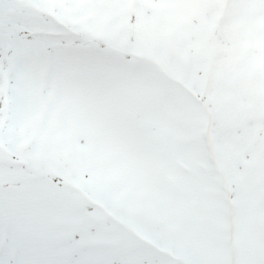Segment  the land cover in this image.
Wrapping results in <instances>:
<instances>
[{
    "label": "snow or ice",
    "instance_id": "1",
    "mask_svg": "<svg viewBox=\"0 0 264 264\" xmlns=\"http://www.w3.org/2000/svg\"><path fill=\"white\" fill-rule=\"evenodd\" d=\"M0 264H264V0H0Z\"/></svg>",
    "mask_w": 264,
    "mask_h": 264
}]
</instances>
